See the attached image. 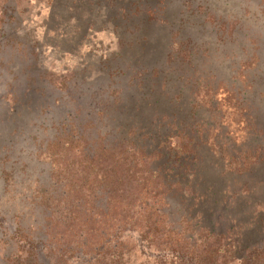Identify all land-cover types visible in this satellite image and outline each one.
Listing matches in <instances>:
<instances>
[{
	"label": "rangeland",
	"instance_id": "1",
	"mask_svg": "<svg viewBox=\"0 0 264 264\" xmlns=\"http://www.w3.org/2000/svg\"><path fill=\"white\" fill-rule=\"evenodd\" d=\"M263 245L264 0H0V264Z\"/></svg>",
	"mask_w": 264,
	"mask_h": 264
},
{
	"label": "trees",
	"instance_id": "2",
	"mask_svg": "<svg viewBox=\"0 0 264 264\" xmlns=\"http://www.w3.org/2000/svg\"><path fill=\"white\" fill-rule=\"evenodd\" d=\"M13 91L15 92V90H13ZM26 92H27V90L24 89L23 94H25ZM22 100H23V98L20 99V101H22ZM14 106H15V108H16V106H19L18 108H21V107L24 108V103L20 104V102L18 101V98H17L16 100H14L13 107ZM14 110H16V109H14ZM194 111L196 114V105L193 108V112ZM21 112H22V110H21ZM199 130H200V127L196 126L190 132L189 140L192 143V145H195V146H193V149L191 151H193V150L196 151V150H198V148H200V150H202V148L200 146L202 144H200V141L202 142V140H204V137H203L204 134H201L200 132H198ZM169 161H170V159H167V160H165V162L163 164L164 169H165L164 172H158V173H163L162 176L164 177V179L169 180L171 182V184H173V185H174L175 180H177L176 181L177 186L185 185L184 182L178 181V178H181L183 173H181V170L172 169V163H170ZM1 219H4V218H1ZM3 222L4 223L2 224L1 228L4 230H7V228L5 226V224H7L6 223L7 220L5 219ZM213 236H216V234H214ZM41 254H42L41 251H39V253L34 254L33 260L35 261V264H40V263L44 264ZM263 259H264V245L261 248H257L254 252L251 251L247 256H244L242 260H243V264H256V262H258L259 260H263ZM199 260H202V259L200 258ZM207 262L208 263H204V264H214V260L213 261H207ZM191 264H199V262H196V263L191 262Z\"/></svg>",
	"mask_w": 264,
	"mask_h": 264
}]
</instances>
